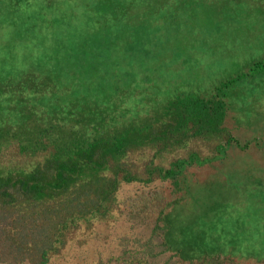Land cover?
<instances>
[{
    "label": "rangeland",
    "instance_id": "rangeland-1",
    "mask_svg": "<svg viewBox=\"0 0 264 264\" xmlns=\"http://www.w3.org/2000/svg\"><path fill=\"white\" fill-rule=\"evenodd\" d=\"M24 65L68 90L129 82L155 103L217 94L230 134L246 143L187 166L177 184L151 183V195L123 184L118 196L137 200L134 217L120 201L52 264H137L120 258V241L146 247L161 206L171 258L204 247L235 264H264V0H0V75ZM196 230L205 242L193 241Z\"/></svg>",
    "mask_w": 264,
    "mask_h": 264
},
{
    "label": "trees",
    "instance_id": "trees-1",
    "mask_svg": "<svg viewBox=\"0 0 264 264\" xmlns=\"http://www.w3.org/2000/svg\"><path fill=\"white\" fill-rule=\"evenodd\" d=\"M20 68L0 75V264H52L69 243L82 244L93 224L113 218L120 201L127 220L134 217L137 200L118 196L123 184L138 183L151 195V183L177 184L187 166L246 144L230 134L217 94L155 103L134 83L88 89L81 82L68 90L48 72ZM162 207L146 247H127L122 238L120 258L235 264L204 247L186 261L165 254L169 223ZM197 231L193 241L205 242Z\"/></svg>",
    "mask_w": 264,
    "mask_h": 264
}]
</instances>
